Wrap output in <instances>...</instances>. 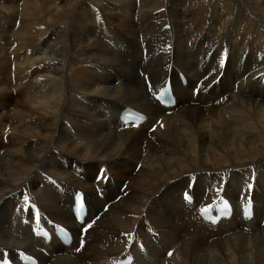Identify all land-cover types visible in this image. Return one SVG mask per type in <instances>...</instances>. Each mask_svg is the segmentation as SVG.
Returning a JSON list of instances; mask_svg holds the SVG:
<instances>
[{"label":"bare ground","instance_id":"obj_1","mask_svg":"<svg viewBox=\"0 0 264 264\" xmlns=\"http://www.w3.org/2000/svg\"><path fill=\"white\" fill-rule=\"evenodd\" d=\"M43 1L0 18V258L264 264V0ZM143 74L153 91L172 77L169 115ZM126 107L139 129L120 125ZM80 192L83 234L68 209ZM219 199L230 218L206 224ZM54 224L76 237L44 256L34 232Z\"/></svg>","mask_w":264,"mask_h":264},{"label":"rangeland","instance_id":"obj_2","mask_svg":"<svg viewBox=\"0 0 264 264\" xmlns=\"http://www.w3.org/2000/svg\"><path fill=\"white\" fill-rule=\"evenodd\" d=\"M90 1V0H89ZM105 1H108L109 2V0H105ZM164 4H166V1L169 3V4H189L190 2L189 1H187V0H161ZM207 1V3H209V4H213L212 3V1H214V0H206ZM41 2V3H40ZM43 0H0V18H2V17H6V18H10L11 19V23H12V26H14L16 23L18 24L19 23V19L16 17V14L17 13H19V11H20V7H19V5H21V6H23L24 4H43ZM126 2H127V4H141V2H140V0H126ZM138 2V3H137ZM143 2L144 3H146V4H150V2H151V0H143ZM185 2V3H184ZM221 2H222V4H235L236 3V1L235 0H233V1H231V0H228V1H223V0H220V1H218V3L219 4H221ZM228 2V3H227ZM9 3V4H8ZM88 3V2H87ZM262 3H264V1L262 2ZM46 4V3H45ZM60 4H63V2L62 3H60ZM237 4H241V2H239V3H237ZM245 4H247V3H245ZM3 6V7H2ZM7 8V9H6ZM9 8V9H8ZM13 8V9H12ZM12 9V10H11ZM15 9V10H14ZM245 9V11H247V9L246 8H244ZM5 10V11H4ZM7 11V12H6ZM9 11V12H8ZM3 12V13H2ZM14 12V13H13ZM12 17H11V16ZM13 18V19H12ZM16 20H18V21H16ZM2 24H4V23H2ZM16 24V25H17ZM178 75L179 74H177V77H178ZM179 80V79H178ZM4 141V142H3ZM2 144H1V146H6L7 145V140H1L0 141ZM135 173L136 172H133V171H130V176H135ZM100 198H103V196H101L100 195ZM105 209H107V206H105ZM13 213V212H12ZM80 239H81V237H80ZM82 240V239H81Z\"/></svg>","mask_w":264,"mask_h":264},{"label":"snow or ice","instance_id":"obj_3","mask_svg":"<svg viewBox=\"0 0 264 264\" xmlns=\"http://www.w3.org/2000/svg\"><path fill=\"white\" fill-rule=\"evenodd\" d=\"M223 63H224V61H223V59H221V66H223ZM101 178L103 179L104 177H101ZM249 187H251V185H249ZM25 200H27V197H25ZM204 211H207V209H205ZM87 227L90 228L91 224H88ZM169 255H171V253H169Z\"/></svg>","mask_w":264,"mask_h":264}]
</instances>
